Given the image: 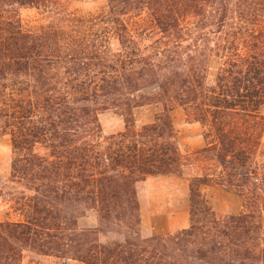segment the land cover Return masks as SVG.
Masks as SVG:
<instances>
[{
  "label": "trees",
  "instance_id": "1",
  "mask_svg": "<svg viewBox=\"0 0 264 264\" xmlns=\"http://www.w3.org/2000/svg\"><path fill=\"white\" fill-rule=\"evenodd\" d=\"M77 1L0 0V136L11 137L21 188L20 219L0 221V264H22L28 250L84 264H264V0L68 12ZM23 6L50 21L27 28ZM150 105L162 110L138 127L136 109ZM176 107L205 129L193 155L178 144ZM109 109L126 126L106 136ZM190 164V226L142 236L139 184ZM209 185L241 195L244 210L220 215ZM91 211L98 223L83 226Z\"/></svg>",
  "mask_w": 264,
  "mask_h": 264
},
{
  "label": "rangeland",
  "instance_id": "2",
  "mask_svg": "<svg viewBox=\"0 0 264 264\" xmlns=\"http://www.w3.org/2000/svg\"><path fill=\"white\" fill-rule=\"evenodd\" d=\"M106 0H83L67 2L66 9L71 12H94L106 5ZM23 22L27 28L37 27L48 23L41 11L34 7H19ZM112 47H120L117 38L111 39ZM209 77L212 79L217 71V61L212 62ZM162 110L161 105H150L136 109L135 116L138 127L150 123L156 113ZM174 124L177 132L178 144L186 155H193L204 146L206 139L204 127L198 122H189L182 107H176L173 112ZM104 135L109 136L125 129L126 123L122 114L115 110H105L100 115ZM264 141V137H263ZM13 161L12 140L9 135L0 136V221L19 220L20 216L13 209L12 193L20 186L11 182ZM194 162V160H192ZM196 163V161L194 162ZM197 164H190L185 169L184 176H150L147 182L138 186L141 203V234L144 237L174 232L190 226V179L198 174ZM203 191L209 203L220 215L239 214L244 210V198L232 191L219 186H204ZM98 215L91 211L81 221L83 226H95ZM103 242L109 237L101 234ZM22 264H84L75 260L60 259L54 256L39 254L28 250L25 252Z\"/></svg>",
  "mask_w": 264,
  "mask_h": 264
},
{
  "label": "crops",
  "instance_id": "3",
  "mask_svg": "<svg viewBox=\"0 0 264 264\" xmlns=\"http://www.w3.org/2000/svg\"><path fill=\"white\" fill-rule=\"evenodd\" d=\"M206 146V143L204 146H200L198 149L201 150L202 148H204ZM150 178H147V180H145L144 182H147Z\"/></svg>",
  "mask_w": 264,
  "mask_h": 264
}]
</instances>
